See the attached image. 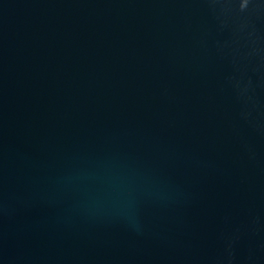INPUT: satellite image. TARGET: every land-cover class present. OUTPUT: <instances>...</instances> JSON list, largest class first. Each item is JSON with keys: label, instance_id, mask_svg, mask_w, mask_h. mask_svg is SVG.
<instances>
[{"label": "water", "instance_id": "water-1", "mask_svg": "<svg viewBox=\"0 0 264 264\" xmlns=\"http://www.w3.org/2000/svg\"><path fill=\"white\" fill-rule=\"evenodd\" d=\"M0 264H264V0H0Z\"/></svg>", "mask_w": 264, "mask_h": 264}]
</instances>
